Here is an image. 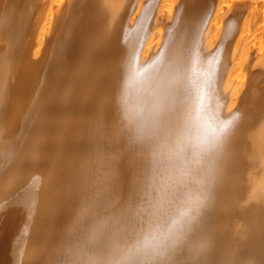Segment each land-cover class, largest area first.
I'll list each match as a JSON object with an SVG mask.
<instances>
[{"label":"bare ground","instance_id":"bare-ground-1","mask_svg":"<svg viewBox=\"0 0 264 264\" xmlns=\"http://www.w3.org/2000/svg\"><path fill=\"white\" fill-rule=\"evenodd\" d=\"M184 213L165 264H264V0H0V264H124Z\"/></svg>","mask_w":264,"mask_h":264},{"label":"snow or ice","instance_id":"snow-or-ice-1","mask_svg":"<svg viewBox=\"0 0 264 264\" xmlns=\"http://www.w3.org/2000/svg\"><path fill=\"white\" fill-rule=\"evenodd\" d=\"M232 121H222L218 128L213 129L212 138L206 147V150H211L222 144ZM198 211V209H197ZM181 221L173 220L171 225L167 227H160L158 235L154 237V242L147 246V249H137L136 255H129L124 258V264H135L136 259L143 252L140 257V264H144L147 260L149 264H165L170 259V254L176 251L177 246L184 240L185 227H190L191 223L195 220V216L189 213H184Z\"/></svg>","mask_w":264,"mask_h":264}]
</instances>
